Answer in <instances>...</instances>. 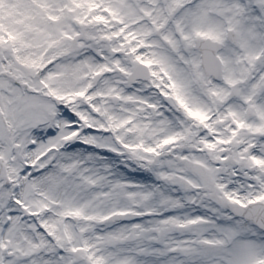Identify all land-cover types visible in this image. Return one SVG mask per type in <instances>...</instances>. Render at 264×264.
<instances>
[{"label":"snow or ice","instance_id":"1","mask_svg":"<svg viewBox=\"0 0 264 264\" xmlns=\"http://www.w3.org/2000/svg\"><path fill=\"white\" fill-rule=\"evenodd\" d=\"M0 264H264V0H0Z\"/></svg>","mask_w":264,"mask_h":264}]
</instances>
